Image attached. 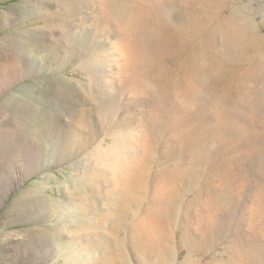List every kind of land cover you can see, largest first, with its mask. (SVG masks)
<instances>
[{
	"label": "rangeland",
	"instance_id": "1",
	"mask_svg": "<svg viewBox=\"0 0 264 264\" xmlns=\"http://www.w3.org/2000/svg\"><path fill=\"white\" fill-rule=\"evenodd\" d=\"M25 1L29 0H0V264H264V59L234 86L223 116L226 139L211 146L220 152L222 165L205 164L195 156L191 161L193 146H175L176 137L187 140L177 132L190 129L176 117L168 118V108L156 112L145 97L144 121L153 132L147 133L143 163L126 169L108 162L101 166L97 165L100 156L121 160L132 149L126 147L125 154L117 155L112 151L115 145L109 135L115 128L107 119H98L90 97L99 92L116 97L122 92L118 84L107 85L97 72L80 68L74 58L83 53L77 39L50 50H38L32 43L40 56L34 59L39 62L38 67L34 64L36 72L29 74L19 50L22 35L25 28L45 23H22L18 6ZM37 1L31 0L36 7ZM154 1L139 2L142 18L137 30L155 61L151 60L149 75L139 61L131 64V72H142L143 81L135 85L153 74L169 88V70L182 57L181 45L167 44L169 7L164 0ZM203 1L222 17L236 9L253 15L264 36V13L259 10L264 0H219L226 1L225 6L220 2L223 7H211L216 0ZM48 6L43 3L42 8ZM103 35L91 30L82 42L92 44ZM218 51L226 58L222 44ZM118 53L122 63L120 49ZM77 112L81 115L75 124ZM38 118H43L47 129L42 136H33L37 145L33 148L26 141L27 121L32 120L29 131L35 135L42 126ZM52 118L73 124L69 139L53 130ZM217 119L211 108L204 107L190 117L189 127L196 130L199 121ZM122 122L120 135L134 134L139 146L140 129L131 131ZM166 124L175 132L168 135ZM97 128L103 133L99 142L92 143L88 136ZM173 186L174 207L169 198ZM223 203L232 207L230 219L219 209ZM210 215L214 223L207 228ZM220 218L229 225L216 223Z\"/></svg>",
	"mask_w": 264,
	"mask_h": 264
},
{
	"label": "bare ground",
	"instance_id": "2",
	"mask_svg": "<svg viewBox=\"0 0 264 264\" xmlns=\"http://www.w3.org/2000/svg\"><path fill=\"white\" fill-rule=\"evenodd\" d=\"M140 1L38 0V7L33 5L31 0L23 2L18 6L22 8L23 12L22 23L25 25H31L34 22L45 23L44 27L38 26V28H35L31 26V28H25V32L22 35L24 42L22 40L19 50L21 55L25 57L26 66L30 69H28V72L29 74L36 72L34 68L36 61L34 59H38L40 56L35 54L37 51L34 50L33 44L37 46L38 50L40 48L50 50V48L58 46H67L72 40L77 39L80 40L83 46V48H81L82 46L80 47L83 53H78L79 55L74 57L80 62V68L90 71V73L93 71L97 72L99 79H102L106 84H118L122 95L114 96L115 99L113 96L105 97L103 96L104 93L97 92V95H92L94 96L93 99L90 97V103L98 119L100 121H103L104 118L107 119L113 125L112 127L115 128L114 132L109 135L115 145V149L112 151L116 155L125 154L126 147L132 149V151L128 156H121V160L120 156L108 159L103 155L100 156V154V157L98 156L99 158H97V165H106L108 162L111 166L116 164L126 169L130 166L131 168L139 167L143 163L149 147H147V133L153 132L151 126L144 121L147 115L146 108H148L143 106L142 100L145 97L151 100L152 105L150 106L156 112L157 110L159 112V109H163V107L168 108L166 112L168 118L176 117V122H183V127L190 129L186 133L177 132L180 137L187 140H180L176 137L175 146L179 144L188 145V147L193 146L195 149L189 155L191 161L193 156H195L198 159H203L205 164L222 165L224 160L220 158L219 151L216 152V149L212 150V142L220 143L226 139L223 129L225 125L223 118L225 110L233 99V89L238 81L237 79L247 76L264 59V36L256 28L253 15L242 14L239 9L233 10L227 16L224 15L225 17H222L216 8V11L209 10L210 4H208L209 8H207L203 0H164L169 7L166 17L170 21V37L167 39V44H170V42L179 43L181 45H179L181 47L180 51L182 52L180 56L182 57L176 61L173 69L169 70V73L171 71V87L162 86L161 80L163 81L164 79L153 75L152 72V77L147 76L145 82L135 85L136 82L143 81L142 72H139V70L137 74L132 73L131 64L134 65L137 61L141 62L145 73L149 75L151 60L155 61L152 56L150 57L149 46L138 36V22L142 18L139 10ZM154 2L159 3L158 0ZM220 2L222 3V1ZM220 2L216 0V4L213 3L211 7L221 5ZM225 2L224 4L222 3L223 6H225ZM43 3H47L49 6H57V8L56 10H50L51 8L48 6V10H45L42 8ZM18 7L12 11H18ZM220 8L218 6V9ZM259 10L264 13V6L261 5ZM73 27H77L75 33H71L73 30L71 31L70 29ZM69 30L71 31L70 33ZM91 30L98 31L104 35L92 44H84L82 42L83 35ZM220 44L225 48L226 58L219 54ZM119 49L123 57L122 63L118 60V57H120ZM38 63L36 62L37 67ZM107 85L105 86H110V84L109 86ZM204 107L211 108L215 112L218 118L217 122L207 123L201 120L196 124V130H192L189 127L190 117L197 112L200 113ZM74 115V118L72 116L73 123L76 124L78 122L76 119L81 114L77 112ZM38 119L42 122V126L37 128L35 135H31L29 131L32 120L29 119L27 121L26 141L33 148L37 147V145L33 144L34 137L42 136L47 129L43 118ZM52 119L51 122L54 121V125L52 124L53 130L61 132L64 140L69 139L73 124L67 126L59 118ZM122 121L127 123L126 125L131 131L135 128L140 129V147L138 146L139 139L134 134L129 132L126 137L120 135V124H123ZM176 129H178V125ZM164 130L168 135L175 132L170 130L167 124ZM102 133V128H97L93 135L88 136V139L92 143H97ZM218 145L215 146L219 149ZM135 147H137V151ZM214 153L215 158L213 159L211 155ZM169 195L170 203L174 207L176 204V186L170 188ZM219 209L228 213L229 216L227 217L229 219L232 217V207L230 209L228 203L221 204ZM219 213L216 216L219 217ZM224 215L222 213V216ZM211 217L212 215H210V221L208 220L209 222L205 225L207 228L214 223L211 221ZM220 219L215 221L217 220L216 217L214 221L218 222V224L221 223V226L225 223V225H229L230 222L227 219L225 221ZM249 226L253 227V222Z\"/></svg>",
	"mask_w": 264,
	"mask_h": 264
}]
</instances>
